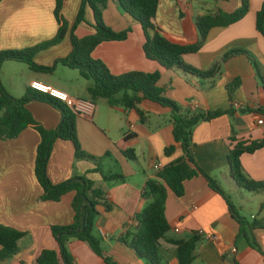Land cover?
<instances>
[{
	"label": "crops",
	"instance_id": "0c3cea01",
	"mask_svg": "<svg viewBox=\"0 0 264 264\" xmlns=\"http://www.w3.org/2000/svg\"><path fill=\"white\" fill-rule=\"evenodd\" d=\"M248 15L234 25L211 30L202 49L184 55V63L194 69L210 71L223 62L227 53L242 51L222 63L220 74L211 81L182 71L164 70L147 60L145 34L141 25L126 15L117 0H109L103 13L105 24L116 32L131 29L127 40L107 42L93 53V59L105 64L113 74L159 72L158 85L166 98L180 106L184 113L231 111L210 122H202L193 131L191 154L203 169L235 203L248 223L247 236L232 218L224 199L212 190L203 176L184 183L185 193L167 192L165 217L170 232L160 241L161 264H180L178 246L171 241H188L196 234L201 238L193 264H264V192L249 193L237 186L231 177L228 156L236 144L264 139V37L256 29V19L264 0H250ZM238 0L209 3L204 0H159L153 20L163 35L172 42L192 45L200 39L198 17L212 14L218 8L233 13ZM82 0H66L61 15L68 24L64 40L35 56L38 66L50 67L72 52L71 34ZM55 0H2L0 2V53L40 46L59 32L54 15ZM87 23L76 31L79 39L93 35V11L85 13ZM1 80L10 95L23 98L32 82L38 81L67 93L75 100L92 101L94 111L76 122L82 150L90 158L78 160L71 141L57 140L47 167L54 185L77 177H87L103 189L105 198L98 207L93 236L100 242L106 257L116 264H150L137 258L134 251L119 242L138 227L136 216L152 202L144 191L158 173L183 157L181 144L170 156L165 149L176 144L171 111L158 103L144 101L136 110L110 106L107 100H93L89 93L92 81L78 71L57 66L55 72H34L24 63L6 62ZM240 82L230 97L227 85ZM27 109L35 122L46 130H56L61 113L51 105L29 102ZM247 110V111H246ZM260 110L262 112H257ZM41 135L27 127L12 141L0 136V225L23 232L19 252L0 264H38L43 252L57 253L60 246L52 235V227L74 223L73 195L59 202H41L43 193L35 175L37 149ZM126 153L128 155H126ZM128 156H131L128 157ZM244 175L249 180L264 182V148L241 157ZM159 165L161 170H156ZM121 176L107 181L104 176ZM224 183L229 187L225 189ZM230 192V193H229ZM253 226V228H251ZM2 246L0 245V251ZM236 249V253L233 252ZM68 251L74 264H107L87 242L73 239Z\"/></svg>",
	"mask_w": 264,
	"mask_h": 264
},
{
	"label": "trees",
	"instance_id": "16d2710c",
	"mask_svg": "<svg viewBox=\"0 0 264 264\" xmlns=\"http://www.w3.org/2000/svg\"><path fill=\"white\" fill-rule=\"evenodd\" d=\"M2 0H0L1 2ZM55 19L60 26L59 32L52 40L37 46L20 51H3L0 53V136L8 142L17 139L27 127H33L41 135V143L37 149L35 175L43 191L41 202H59L68 194L73 195L72 207L74 223L67 226L52 227V235L60 246V259L63 264H74V260L68 251L71 240L87 242L92 250L107 264H116L112 258L106 257L101 249L100 242L93 236L95 221L99 216L98 207L105 198L103 189L96 187L87 177H77L61 184L54 185L47 173L53 144L57 140L71 141L78 160L90 158L84 153L78 139L76 122L80 117L74 109L64 103L53 99L51 96L31 90H27L25 96L16 99L8 93L4 87L1 75L2 67L6 62L24 63L30 66L34 72H55L57 66L74 69L83 78L92 81L89 93L93 100H107L112 107H123L127 110H136L139 116L144 117L138 105L144 101L158 103L163 108L171 111L173 120V136L175 143L165 149V154L170 156L181 144L183 157L158 173L157 179L150 180L145 188L144 195L152 199L149 206L136 216L138 227L133 233H128L119 238V242L134 251L137 258L150 264H161L162 257L159 254V243L170 232V225L165 217L167 192L170 190L176 196L182 197L185 193L184 183L195 177L203 176L210 188L220 195L232 215V218L240 225V235L247 236L246 228L249 226L245 218L240 214L235 203L230 199L218 183L204 173L195 158L191 154L193 143V131L202 122H210L225 114L231 115V111H217L212 113H184V110L176 102L166 98L165 91L158 85L161 80L159 72L153 74L132 72L126 75H115L102 62L94 60V51L103 43L123 42L127 40L131 29L124 32H116L108 27L103 19V13L108 7L109 0H82L81 10L76 17L72 28L71 43L72 52L69 56L57 60L50 67L38 66L34 59L40 52L51 46L59 45L68 32V24L61 15L66 0H55ZM216 3L229 0H214ZM240 7L235 12H225L218 8L214 13L198 17L196 26L200 39L192 45H181L170 41L163 35L160 27L153 22L158 13L159 0H117L122 11L131 19L138 22L145 34L144 52L147 60L158 63L167 71H182L185 74L197 76L207 81L214 80L221 72L222 63L242 51L229 52L223 62L215 65L210 71H201L187 66L183 61L184 55L198 53L204 46L212 29L232 26L244 19L251 8L250 0H238ZM90 8L93 11L95 29L93 35L79 39L76 31L82 24H86L85 13ZM256 29L264 37V3L256 19ZM240 82L236 81L227 85L230 97L239 88ZM40 102L51 105L62 115L56 130H46L35 122V119L27 109V104ZM247 111V110H246ZM257 112H262L257 110ZM263 113V112H262ZM264 148V139L252 143L240 142L235 145L228 156L231 168V177L238 187L249 193L264 192V182L247 179L244 175L241 157L243 154H252ZM126 155H128L126 153ZM131 158V156H128ZM107 181L122 180L121 176H104ZM253 228V226H251ZM24 233L0 225V263L12 259L18 252V242ZM201 236L196 234L188 241H171L178 246L180 264H193L196 259L195 251ZM38 264H60L55 252H43L37 260Z\"/></svg>",
	"mask_w": 264,
	"mask_h": 264
},
{
	"label": "built area",
	"instance_id": "2783aa9c",
	"mask_svg": "<svg viewBox=\"0 0 264 264\" xmlns=\"http://www.w3.org/2000/svg\"><path fill=\"white\" fill-rule=\"evenodd\" d=\"M30 89L49 95L53 99H56L57 101H60L67 105L69 108L74 109L75 113H77L80 117H89L92 115L94 111V103L92 101L87 100H75L71 96H69L67 93L62 92L60 90L54 89L51 86H48L46 84H43L41 82L35 81L32 82L30 85ZM259 125H264V119L258 120ZM156 170H161V167L159 165L155 166ZM236 249H233V252L236 253Z\"/></svg>",
	"mask_w": 264,
	"mask_h": 264
},
{
	"label": "rangeland",
	"instance_id": "374dc122",
	"mask_svg": "<svg viewBox=\"0 0 264 264\" xmlns=\"http://www.w3.org/2000/svg\"><path fill=\"white\" fill-rule=\"evenodd\" d=\"M204 1H207L209 3H213V0H204ZM224 186H225V189H229V187L224 183ZM243 190V189H242ZM230 193V192H229Z\"/></svg>",
	"mask_w": 264,
	"mask_h": 264
}]
</instances>
